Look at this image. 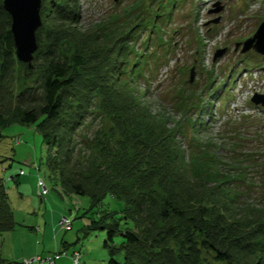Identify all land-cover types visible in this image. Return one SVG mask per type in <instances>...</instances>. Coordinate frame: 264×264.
Instances as JSON below:
<instances>
[{
	"label": "rangeland",
	"instance_id": "rangeland-1",
	"mask_svg": "<svg viewBox=\"0 0 264 264\" xmlns=\"http://www.w3.org/2000/svg\"><path fill=\"white\" fill-rule=\"evenodd\" d=\"M78 5L82 33L101 22L110 28L132 27L134 38L122 79L144 95L154 112L166 117L168 126L178 130L177 140L189 176L191 166L213 172L220 188L229 194L228 206L237 214L261 215L264 105L254 103L251 97H264V54L253 49L241 52L242 44H236L251 37L264 21V0H78ZM216 6H220L218 12H209ZM216 19L218 22H213ZM65 44L60 49L62 56L72 51L73 44ZM218 49L225 51L215 58ZM34 55L30 73L25 71L24 62L16 61L13 93L25 89L36 99L42 94L43 75L42 60H34ZM131 69L136 76L132 83ZM117 140L111 122L97 105H92L72 136L74 166L89 179L88 183L99 184L103 177L101 184L110 190L91 210L87 196L62 192L58 172L47 166L50 157L57 159L59 153L47 149L34 125L14 123L0 129V175L5 178L16 223L12 231L0 237L3 258L21 263L36 256L52 258L57 253L60 255L54 264H73L69 258L73 250L77 253L75 264H107L102 246L105 231L85 234L83 227L98 212L104 211L113 224L118 216L135 213L128 194L137 196L136 187L124 182L110 185L114 168V172L103 175L95 171L106 165L100 143L116 148ZM39 182L47 188L43 196L38 195L43 186L39 185L37 192ZM166 184L176 187L171 188L173 193L185 199L187 206L197 201L183 192L186 188L180 182ZM156 191L150 192L158 199L165 192L163 188ZM204 195L213 194L207 191ZM62 216L71 221L70 230L60 227ZM141 227L138 222L132 231L140 232Z\"/></svg>",
	"mask_w": 264,
	"mask_h": 264
},
{
	"label": "trees",
	"instance_id": "trees-1",
	"mask_svg": "<svg viewBox=\"0 0 264 264\" xmlns=\"http://www.w3.org/2000/svg\"><path fill=\"white\" fill-rule=\"evenodd\" d=\"M40 14L34 60H42L43 78L42 94L35 99L25 89L13 93L16 61L21 62L15 57L11 17L0 0V129L14 123L34 125L47 149L59 153L57 159L50 157L47 166L58 172L62 192L87 196L92 210L110 190L101 184L103 177L99 184L88 183L74 166L72 136L92 105L109 119L118 147L100 143L106 165L95 171L103 175L114 168L110 185L132 184L137 196L128 194L136 207L133 216L124 213L113 224L102 211L83 227L85 234L105 231L102 246L107 264H264V211L255 217L237 214L213 172L191 166L189 176L178 130L122 79L134 38L132 27L110 28L101 22L82 33L78 0H41ZM67 42L73 44L72 51L62 56L60 49ZM23 65L28 73L34 67ZM134 72H129L130 83ZM4 180L0 175V237L16 224ZM171 180L180 182L186 188L183 192L197 201L187 206L173 193L171 188L176 187L166 184ZM202 187L213 195L206 197ZM156 188L165 191L160 199L150 192ZM138 222L140 232L132 231ZM57 255L50 259L55 261ZM0 264L22 262L0 255Z\"/></svg>",
	"mask_w": 264,
	"mask_h": 264
},
{
	"label": "water",
	"instance_id": "water-1",
	"mask_svg": "<svg viewBox=\"0 0 264 264\" xmlns=\"http://www.w3.org/2000/svg\"><path fill=\"white\" fill-rule=\"evenodd\" d=\"M3 7L11 17L10 30L13 35L16 58L32 67L33 53L37 49L35 32L41 25V0H3ZM219 10L220 6H216L209 12H218ZM213 22H218V19ZM240 44H242L241 52L253 49L259 54H264V21L251 37L242 43L238 42L236 47ZM224 51L225 49H218L214 57L220 56ZM251 101L256 104L261 102L264 105V97L259 94H254Z\"/></svg>",
	"mask_w": 264,
	"mask_h": 264
},
{
	"label": "built area",
	"instance_id": "built-area-1",
	"mask_svg": "<svg viewBox=\"0 0 264 264\" xmlns=\"http://www.w3.org/2000/svg\"><path fill=\"white\" fill-rule=\"evenodd\" d=\"M39 183H41V184H38L37 185V187L39 186V185H41V186H43V190H39V189H41V187L39 188L38 187V189H37V192L38 191H40L39 193H38V195L39 196H43V194H45L46 192H47V188H46V186L42 183V182H39ZM59 223L61 224V226L60 227H62V228H64L65 230H70L71 228H72V223H71V221L68 219V217H66V216H62V218L61 219H59ZM77 253H72L71 254V256H70V258H71V260L74 262L73 264H75L76 263V261H77ZM57 257V256H56ZM33 261H43V263L44 264H54V260L53 259H50V258H48V259H42V258H40V257H38V256H36V257H34L33 259H31V260H24L23 262H22V264H29V263H31V262H33Z\"/></svg>",
	"mask_w": 264,
	"mask_h": 264
}]
</instances>
